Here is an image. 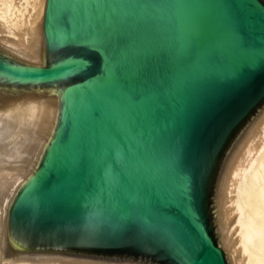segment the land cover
I'll list each match as a JSON object with an SVG mask.
<instances>
[{
	"label": "water",
	"instance_id": "95a60500",
	"mask_svg": "<svg viewBox=\"0 0 264 264\" xmlns=\"http://www.w3.org/2000/svg\"><path fill=\"white\" fill-rule=\"evenodd\" d=\"M0 42V264H248L264 0H40Z\"/></svg>",
	"mask_w": 264,
	"mask_h": 264
},
{
	"label": "bare ground",
	"instance_id": "6f19581e",
	"mask_svg": "<svg viewBox=\"0 0 264 264\" xmlns=\"http://www.w3.org/2000/svg\"><path fill=\"white\" fill-rule=\"evenodd\" d=\"M39 2L0 0V21L10 27L0 34L1 43L29 55L36 38ZM262 151L243 188L241 250L248 264H264V149Z\"/></svg>",
	"mask_w": 264,
	"mask_h": 264
},
{
	"label": "rangeland",
	"instance_id": "374dc122",
	"mask_svg": "<svg viewBox=\"0 0 264 264\" xmlns=\"http://www.w3.org/2000/svg\"><path fill=\"white\" fill-rule=\"evenodd\" d=\"M2 29L4 30V32ZM5 30H10V27H5L4 23L0 21V34L2 35L3 33H5L6 32Z\"/></svg>",
	"mask_w": 264,
	"mask_h": 264
}]
</instances>
